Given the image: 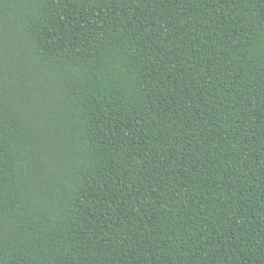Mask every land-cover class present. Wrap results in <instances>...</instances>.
I'll return each mask as SVG.
<instances>
[{"label": "trees", "instance_id": "obj_1", "mask_svg": "<svg viewBox=\"0 0 264 264\" xmlns=\"http://www.w3.org/2000/svg\"><path fill=\"white\" fill-rule=\"evenodd\" d=\"M0 264H264V0H0Z\"/></svg>", "mask_w": 264, "mask_h": 264}]
</instances>
